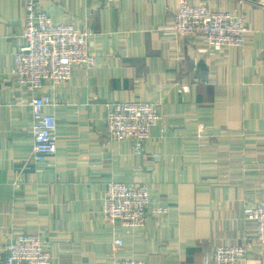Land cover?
Wrapping results in <instances>:
<instances>
[{
	"label": "crops",
	"instance_id": "0c3cea01",
	"mask_svg": "<svg viewBox=\"0 0 264 264\" xmlns=\"http://www.w3.org/2000/svg\"><path fill=\"white\" fill-rule=\"evenodd\" d=\"M181 1L40 0L54 22L93 31L98 63L41 90L54 100L45 112L58 123L57 153L37 163L31 96L11 74L26 0H0V259L10 240L31 235L55 264H212L219 246L246 239L239 264H264L244 217L246 205L264 202V0H188L246 23L242 49L215 51L171 32ZM119 102L162 108L142 155L107 137V111ZM112 181L145 184L168 214L150 212L131 231L105 223Z\"/></svg>",
	"mask_w": 264,
	"mask_h": 264
},
{
	"label": "built area",
	"instance_id": "2783aa9c",
	"mask_svg": "<svg viewBox=\"0 0 264 264\" xmlns=\"http://www.w3.org/2000/svg\"><path fill=\"white\" fill-rule=\"evenodd\" d=\"M116 5L120 0H106ZM40 0H26L23 19V45L14 55L12 77L17 86L31 96L32 109V160L46 163L57 153V120L45 109L52 106L50 96L42 97L46 85L54 89L71 80L75 67L94 68L98 58L90 51L94 33L82 30L73 22L56 23L40 7ZM171 32L178 37L201 36L210 51L224 47L242 49L249 29L240 17L212 10L206 5H194L182 0L175 14ZM183 91L187 88L183 87ZM162 108L149 102H119L109 107L106 115L107 137L112 142H132L138 155L151 141L152 130L162 120ZM21 183L14 182L15 186ZM152 197L145 184L130 186L109 182L103 205L104 222L127 230L143 229L149 213L168 214L164 206H152ZM245 220L254 225L255 239L264 245V202L246 205ZM116 246L123 242L117 240ZM249 246H219L212 264H239ZM0 264H55L49 248L39 236L22 235L10 240L4 247ZM119 264H146L135 260H122Z\"/></svg>",
	"mask_w": 264,
	"mask_h": 264
}]
</instances>
